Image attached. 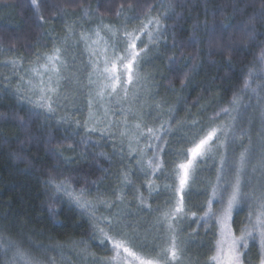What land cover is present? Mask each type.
<instances>
[{
    "label": "trees",
    "instance_id": "obj_1",
    "mask_svg": "<svg viewBox=\"0 0 264 264\" xmlns=\"http://www.w3.org/2000/svg\"><path fill=\"white\" fill-rule=\"evenodd\" d=\"M173 2L176 4L174 13H169L164 21L165 36L158 45H150L157 84L166 97L165 108L154 114V126L171 119L174 128L180 122V132L174 130L168 140L163 156L165 168L154 177L160 189L158 193L154 192L155 236V222L160 214L157 210H166L174 197V193L164 186L173 179L170 175L172 161L180 146L183 128L191 125L193 120L201 124L213 123L214 113L226 106L233 93L241 89L248 68L264 47L262 0ZM148 5L152 6V16L163 13L161 0H49L41 22L35 16L30 0H0V233L21 242L23 247L44 261L54 259L55 264H93L92 256L85 260L87 252L82 251L85 247L95 254V264H102V258L109 254L98 239L93 238L92 221L86 213L70 205L64 197L53 202V191L45 184L49 174L70 178L76 188L87 187L93 196L111 200L112 207H98V216L120 218L125 200L131 207L142 208L144 206L136 199V189L140 188L146 197L148 192L144 176L136 173L132 175V185L120 183L121 168H126V164L119 159V148L113 155L114 141L107 134L102 137L99 131L88 133L83 127L88 104L83 106V102L75 100L66 112H61L59 107L53 120L45 121L43 116L31 115V105L20 99L27 94L24 87L21 95L13 82L17 84L19 69H27L31 76L29 70L42 62L40 56L49 44L55 24L84 17L100 20V25L111 23L118 26L128 18V27H138L140 18H146ZM118 9L122 12L120 17L116 15ZM86 10L90 13L87 17ZM205 23L208 29L214 24L235 27L222 36L218 30L215 35H210ZM195 24L199 25L195 33L199 42L190 44ZM253 30L254 38L245 35ZM221 39L223 48L219 47ZM39 53L41 61L35 57ZM169 57L175 59L174 67L170 65ZM186 72H191L189 81L181 86L180 80ZM261 96L264 97V91ZM244 102L249 103L247 95ZM262 106L264 100L258 104L253 98L241 123L251 136L254 164L258 162L261 134H264ZM109 107L114 108L112 111L116 109ZM169 108L172 111H166ZM65 115L69 117V123L57 124L56 119ZM223 119L226 117L221 116L216 122ZM77 120L81 123L79 128L75 123ZM81 137H90L87 145L80 142ZM243 142L247 144L248 135ZM101 152L111 159L100 156ZM258 177L259 173H256L251 178L253 189H258ZM214 180L215 168L211 161L196 170L194 180L185 192V202L190 210L199 213L209 184ZM121 189L123 198L118 200L115 193ZM248 212L247 205L234 212L233 230L237 234ZM216 231L214 223L207 227L197 225L191 217L178 225L179 239L182 236L194 242L185 251L188 264H209ZM37 248L47 249V252H38ZM257 252L258 246L250 247L246 257L249 264H258ZM4 261L5 257L0 255V264Z\"/></svg>",
    "mask_w": 264,
    "mask_h": 264
},
{
    "label": "snow or ice",
    "instance_id": "obj_2",
    "mask_svg": "<svg viewBox=\"0 0 264 264\" xmlns=\"http://www.w3.org/2000/svg\"><path fill=\"white\" fill-rule=\"evenodd\" d=\"M30 3L35 16L43 22L44 10L49 7V0H30ZM175 7L173 0H161L163 13L152 16L150 14L152 6L148 5L145 11L146 18H140L138 27L129 30L126 26L128 18H125L123 28L102 23L94 30L86 31L82 28L77 41L84 44L88 53L89 70L85 85L88 96V117L83 127L88 133L99 131L102 137L107 134L114 141L113 155L117 152L115 143L117 133L114 129L119 130L118 151L123 160L126 141L129 165L121 168L120 183L124 186L133 184L131 161L135 159L134 167L143 174L148 190L146 197L144 192L137 188L136 199L140 205L149 209L151 208L149 198L153 192L160 191L153 178L165 168L163 156L166 153L168 140L173 134V125L171 119L155 126L145 123L144 103L140 102V92L150 93V89L146 84L141 83V66L150 50V45H158L160 39L165 36L164 21L169 13H174ZM121 9L117 10V17L121 16ZM89 15L86 10L85 16ZM261 15L264 16V11ZM234 27L214 24L208 29L205 23L210 35H215L218 30L222 36L225 31ZM198 28V24L193 25V39L190 44L199 42L195 37ZM245 35L254 38V30L245 32ZM75 37L76 32L69 27L65 43L67 39ZM219 47H224L222 39ZM64 51V48L55 47L43 57L42 62L29 70L31 72L29 78L21 77L28 87L24 90L27 94L20 99L31 105L33 117L43 116L45 121H52L62 102L68 99L67 96H61L62 81L66 79L63 71L68 67L63 56ZM37 60L40 61L41 58L37 56ZM169 63L174 67L175 59L169 57ZM190 75L191 72L184 74L180 80L181 86L188 83ZM147 79L144 77V80ZM77 82H79L78 77ZM133 86L136 87V92H132ZM262 91H264V47H261L255 63L248 68L241 89L233 93L226 106L214 113L213 123L201 124L200 121L193 120L191 125L183 128L180 146L172 161L170 175L173 179L164 186L167 191L174 193V197L167 204L166 210H157L160 214L156 219V228L158 233H161V230L162 233L154 236L151 242L147 236L139 240L138 237L129 236L126 232L116 231V226L120 223L119 217L114 221L112 217L97 215L100 205L110 208L112 201L100 195L93 196L87 187L76 188L70 178H58L49 174L45 184L53 191V202L64 197L70 205H75L89 216L94 229L93 238L98 239L99 244L109 253L102 258V264H179L182 247L178 236V225L189 217L197 225L207 227L214 223L217 228L215 243L208 258L209 264H249L246 257L250 247L253 246H258V264H264V134H261L258 162L254 164L250 133L241 127L242 117L251 107V100L255 98L258 104L264 100L261 96ZM130 93H132L131 97ZM246 95L249 103L244 102ZM146 99H151V96ZM135 104H139V111L134 110ZM97 105L103 108L105 117H108L109 112L112 111L109 106L114 105L122 118L118 122L111 119L105 122L98 115ZM159 107L161 106L157 104V108ZM221 116L226 119L216 122ZM261 117L264 118V106L261 107ZM56 123H69V117L61 116L56 119ZM75 123L77 128L81 126L79 120ZM245 135H248L247 144L243 142ZM89 139L90 137H81L80 142L87 145ZM237 141L240 143L237 144ZM48 142H51V137ZM69 147L72 145L70 144ZM99 155L111 159L103 152ZM209 161L215 168V180L210 182L205 203L198 213L187 207L185 192L193 182L196 170ZM256 173H259L258 189H253L251 178ZM115 196L116 199L121 200L123 190L116 192ZM245 205L248 206L249 212L245 221L241 222L237 234L233 230V215L237 209L242 210ZM36 251L43 253L47 252V249L37 248ZM82 251L87 252L85 260L88 256H92L95 264V254L89 252L87 247ZM0 255L5 257L4 264H55L54 259L48 262L38 258L23 247L21 242L3 233H0Z\"/></svg>",
    "mask_w": 264,
    "mask_h": 264
},
{
    "label": "rangeland",
    "instance_id": "obj_3",
    "mask_svg": "<svg viewBox=\"0 0 264 264\" xmlns=\"http://www.w3.org/2000/svg\"><path fill=\"white\" fill-rule=\"evenodd\" d=\"M92 19L90 20V18L80 17L77 20H71V19L63 20L62 22L58 23L59 25L55 24L56 28H54L55 30L52 31L51 36H49V40H48L49 44L47 48L44 50V53L40 56L43 58L46 54L50 53L55 47H61L65 49L63 56L68 63V67L66 70L63 71V75L66 77V79L62 81L61 96L62 97L67 96L68 99L62 102L60 106L62 108L61 112H66V109L72 107L74 105V102L76 101L83 102V106H86L88 104L87 88L85 87V85L87 84V73L89 70L88 53L85 49L84 44L77 43V41H78L79 32L82 28L88 31V30H94L98 25H100L99 23L100 20L95 21L94 18ZM129 24L130 22L128 21L126 26L127 27L130 26ZM118 26H120L121 28L125 27V20H123ZM69 27H72L74 29V31L76 32V37L67 39V42L65 43V38L68 36ZM128 29L131 30L130 27H128ZM144 39L146 40V37ZM38 55H40V53L37 54L35 57H37ZM152 59H153V53L151 52V50H149L141 66V83L147 85V88L150 89V93L148 91H141L140 102L144 103L145 123L154 126V114H156L157 111H159L160 113L162 108L163 109L165 108L166 97H164L165 94L162 93V91L160 90L157 84L155 68H153L154 62H152ZM18 73L20 74H18V79L16 82L17 84L15 85L14 82L13 84L16 91L20 89L21 91H19V94L23 95V87L24 89H27L28 85L25 83V80L21 79V77L27 79L30 76L28 74L27 69H19ZM77 77L79 79V82H77ZM144 77H147L148 79L144 80ZM136 90H137L136 87L133 86L132 92H136ZM131 94L132 93H130V97ZM149 95L151 96V99H146V97H148ZM157 104H159L161 107L157 108ZM111 106L115 107L114 105ZM125 107H127V104L125 105ZM133 108L135 111H139V104L133 105ZM169 109L166 111H169ZM97 111L99 117L103 119L105 122H107L109 119L118 122L122 118L117 109H115L114 111H110L108 117L104 116V110L99 105H97ZM113 112H115V115H113ZM99 126L100 125H98V127ZM179 128L180 125L176 124L175 127L173 128V131L176 130L180 132ZM114 131H117V139L115 143L119 148V136H118L119 130L114 129ZM126 145L127 142L125 141L124 159L121 160L120 156L119 159L124 165L126 164V167L127 166L129 167L127 162L128 155H127ZM131 165L133 166V174L136 173L139 176H143V174L137 171L136 168L134 167L135 159H132ZM126 202L127 200H125L124 202L123 210H121V206L119 205L121 210L120 212L121 216L119 218L120 224L116 226V231L122 233L126 232L129 236L138 237L139 240H143V238L147 236L149 242H151L152 238L155 236L154 235V227H155L154 226V192L148 201L149 204L151 205L150 209L148 207H142V208L133 207V206L131 207L127 205ZM146 210H148V212H146ZM113 219L115 221V218ZM156 234L158 235L159 233L156 231ZM139 240L137 242H139ZM180 241L182 247V255L179 264H188L189 258L186 252L189 246L191 244L193 245L194 242L193 240H189L186 237L183 238L182 236L180 238Z\"/></svg>",
    "mask_w": 264,
    "mask_h": 264
}]
</instances>
